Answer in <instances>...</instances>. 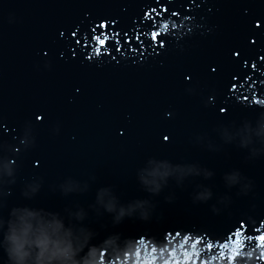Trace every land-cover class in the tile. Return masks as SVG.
<instances>
[{"label": "water", "instance_id": "95a60500", "mask_svg": "<svg viewBox=\"0 0 264 264\" xmlns=\"http://www.w3.org/2000/svg\"><path fill=\"white\" fill-rule=\"evenodd\" d=\"M10 13L16 18L11 24ZM153 31L160 33L155 41ZM94 36L108 37L98 53ZM46 61L49 69L43 67ZM261 71L264 0H0V123L8 129L4 134L0 128V139L18 135L26 120L36 134L35 147L19 161L9 205L25 203L22 183L40 175L44 186L31 202L37 206L87 207L96 189L106 185L121 202L144 198L156 204L150 222L126 219L116 227L107 214L96 217L90 211L91 226H107L101 239L120 232L163 240L166 232L174 236L182 229L201 239L206 234L216 244L234 239L241 221L246 236L259 235L264 152L251 150L264 148L254 123L264 109L249 103L253 93L264 99ZM190 87L193 94L185 91ZM213 93L215 104L205 107ZM222 107L227 111L221 113ZM165 112L172 115L165 118ZM38 115L43 119L36 121ZM245 119L253 121L247 133L252 143L241 148ZM57 122L60 133L53 135ZM149 158L180 166L158 196L147 193L136 178ZM189 167L199 175L189 173ZM205 169L214 175L206 179ZM233 169L253 181L248 195L226 187L223 175ZM67 176L89 181V190L67 197L49 190ZM198 185L212 189L211 200L193 203ZM169 194L175 196L171 203L164 199ZM225 194L231 203L214 214L211 205ZM245 245L254 246L255 239ZM219 250L217 244L208 254Z\"/></svg>", "mask_w": 264, "mask_h": 264}, {"label": "clouds", "instance_id": "9594fccd", "mask_svg": "<svg viewBox=\"0 0 264 264\" xmlns=\"http://www.w3.org/2000/svg\"><path fill=\"white\" fill-rule=\"evenodd\" d=\"M8 22L10 24L16 22L14 14H9ZM175 26L173 24V27ZM164 28L167 29V24ZM161 47H164L163 42ZM44 54L47 55L46 52ZM60 55L63 57V53ZM43 67L49 69L51 65L46 61ZM260 74L264 75V71ZM190 79L191 77L185 76L186 81ZM185 91L193 94L195 89L190 87ZM215 100V93L209 95L204 101L205 107L214 105ZM239 100L240 97H237V101ZM252 104L264 109V99H257L255 93L249 106ZM226 111V108H220L221 113ZM164 115L168 118L172 113L165 112ZM42 119L40 115L36 117V121ZM241 123L246 135L241 138L240 147L247 148L252 143L251 136L247 133L251 132L253 121L245 119ZM254 123L258 126L255 134L258 137L264 136V110L257 113ZM0 128H3L4 134L8 133L4 124L0 123ZM51 132L53 135L60 133L58 122L52 126ZM200 137L197 136L196 139ZM35 145L36 134L31 120H26L19 134L13 135L10 140L0 139V209L6 210V214H0V264H264V240L261 239L264 232L260 231L264 228V220L255 228L259 235L255 237L235 235L236 232H243V228H238L232 234L234 239L230 237L227 241L223 243L217 241L216 244H213L206 234L201 239L199 234L185 232L182 229L176 231L174 236L171 232H166L163 240H157L150 235H141L139 238L125 237L120 232H110L101 239L100 232L107 226L103 223L99 228L91 226L88 223L90 211L96 217L107 214L112 227H116L126 219L150 222L156 204L144 198L121 202L113 187L106 185L96 189L94 200L87 207L78 203L60 210L37 206L31 202L44 186V178L40 175H34L22 183L20 196L25 203L9 205L8 197L12 195V186L17 184L22 154L33 149ZM251 151L253 154L260 153L264 152V148ZM36 163L38 162H34L33 166H36ZM173 168L180 166H173L166 160L149 158L147 166L136 173V178L147 193L158 196L172 175ZM193 171L199 175L198 170L188 168L189 173ZM204 175L208 179L214 172L205 169ZM223 179L227 188H238L237 195L246 196L254 188L253 181L244 176L239 169L224 173ZM90 180L94 181L95 177H90ZM89 187V181L67 176L60 182L49 185V190L54 193L58 191L67 197L72 194H83ZM197 188L200 190L192 193L193 203H206L212 199L213 192L210 187L198 185ZM164 199L171 203L175 196L169 194ZM230 203L231 197L227 194L219 196L216 203L211 205V211L219 214ZM249 221L253 225L256 224V220L251 217ZM240 223L243 225L244 221ZM253 239L255 245L246 247L245 241ZM217 244L222 250H219L218 254L209 255Z\"/></svg>", "mask_w": 264, "mask_h": 264}, {"label": "snow or ice", "instance_id": "6c2138e0", "mask_svg": "<svg viewBox=\"0 0 264 264\" xmlns=\"http://www.w3.org/2000/svg\"><path fill=\"white\" fill-rule=\"evenodd\" d=\"M163 10H166V9H163ZM151 12L152 13H155L156 12V9L155 8H152L151 9ZM174 15H175V13H174ZM145 19L151 20L152 17H151V15L149 13H145ZM105 26L106 25L104 23H101L100 24V27L101 28H104ZM125 35H127V34H125ZM159 35H160V33L155 32V31H153V32L150 33V36H151V38H152L153 41H155ZM93 39H95L96 40V43L99 45V47L96 48L94 51H96V50L100 51L101 49L104 48L105 43H106V40L108 39V37L107 36H103V37H101V36H94ZM244 227H245V225L243 224V225H240L239 228H244ZM235 235L246 236L243 232L242 233L241 232H236ZM261 239L264 240V237H261Z\"/></svg>", "mask_w": 264, "mask_h": 264}]
</instances>
